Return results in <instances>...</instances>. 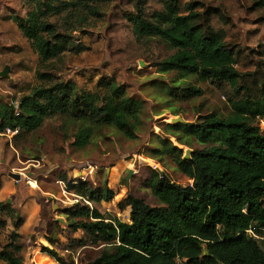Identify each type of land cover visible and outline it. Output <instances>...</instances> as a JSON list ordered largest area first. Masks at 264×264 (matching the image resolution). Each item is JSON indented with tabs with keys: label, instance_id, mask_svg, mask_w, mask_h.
Listing matches in <instances>:
<instances>
[{
	"label": "trees",
	"instance_id": "16d2710c",
	"mask_svg": "<svg viewBox=\"0 0 264 264\" xmlns=\"http://www.w3.org/2000/svg\"><path fill=\"white\" fill-rule=\"evenodd\" d=\"M23 1L31 10L14 21L41 63L67 51L72 34L87 26L91 18L100 17L101 6L108 2ZM253 2L264 8V0ZM145 4L146 0H136L129 21L137 40L157 39L174 51L158 64L160 73L225 83L240 98L230 100L227 115L212 112L200 116L195 124L164 125L179 145L189 147L185 140L189 139L203 146L192 149L190 159H185L183 150L169 140L159 139L158 147L147 150L154 158L169 157L192 181L190 185H178L151 170L148 187L159 206L151 207L130 195L125 202L130 223H125L117 218L113 222L91 221V211L76 204L64 211L68 228L72 233L81 231L92 244L105 246L86 264H264V133L256 124L264 122V75L258 95L252 96L241 84L237 52L226 42L225 31H216L211 25V16L221 14L217 9L194 4L182 14L179 0H163V10L147 19ZM54 17H59L60 23L51 22ZM187 91L199 94L193 89ZM141 112L142 103L128 98L124 87L116 82H107L97 93L79 92L72 84L59 82L34 87L17 107L0 106V133L18 130L13 138L17 140L36 132L46 119L62 116L76 128L77 147L88 145L104 129L135 140ZM59 181L65 190L90 199L101 197L109 202L114 197L106 184H73L75 181L66 175ZM2 208L0 203V211ZM8 215L15 219L11 237L17 240L23 220L11 211ZM46 241L52 246L56 243L50 236ZM0 247V262L24 264L16 255L19 246L0 243ZM41 253L58 264H69L54 249L42 247Z\"/></svg>",
	"mask_w": 264,
	"mask_h": 264
},
{
	"label": "rangeland",
	"instance_id": "374dc122",
	"mask_svg": "<svg viewBox=\"0 0 264 264\" xmlns=\"http://www.w3.org/2000/svg\"><path fill=\"white\" fill-rule=\"evenodd\" d=\"M135 3L136 0H108L100 8V17L91 18L87 26L72 34V45L67 51L41 63L14 21L15 17H25L30 5L23 0H0V74L7 68V76H0V106L17 105L34 87L59 82L72 84L79 92L97 93L113 81L124 87L128 98L142 103L135 140L126 139L114 129H104L88 145L77 147L76 128L62 116L46 119L36 132L17 140L13 139L17 134L0 133V179L8 177L18 191L9 196V203H2L0 243L19 246L16 255L22 257L24 264H58L41 254V242L49 236L56 242L53 249L65 263L86 264L97 258L105 246L92 244L81 231L72 233L68 228L64 211L74 206L72 201L89 202L93 208L90 220L97 218L104 222L127 220L125 202L130 195L143 199L151 207L159 206L148 187L151 170L159 169L181 186L192 181L178 171L169 157L154 158L147 150L158 147L159 139L169 140L184 154L203 148L189 139L185 140L191 148L179 145L164 125L172 124L177 117L184 124H195L200 116L212 112L227 115L230 100L240 98L225 83L202 81L198 76L179 79L175 73H160L158 64L174 51L157 39L137 40L129 21V16L135 13ZM194 4L221 13L211 16V25L216 31H225L226 42L237 52L236 68L242 75L241 84L249 88L252 96L258 95L264 75V8L255 6L253 0H179L181 13L186 14V7ZM162 10L163 0H146L147 19ZM58 18H52L51 22L60 23ZM189 89L199 94H189ZM256 124L264 133V122ZM35 156L40 159L34 160ZM89 172L92 173L87 181L94 186L106 184L113 191L112 201L101 197L90 199L75 192L67 196L57 184L62 175L73 181L79 173ZM9 173L19 174L22 179L15 182ZM29 188L41 194L51 191L54 196L44 194L50 200L41 199L45 206L43 224L36 233L22 231L21 224L17 229L19 238L12 241L15 219L10 218L8 211L21 214L23 201L30 197ZM53 224L56 227L51 234L49 225Z\"/></svg>",
	"mask_w": 264,
	"mask_h": 264
},
{
	"label": "crops",
	"instance_id": "0c3cea01",
	"mask_svg": "<svg viewBox=\"0 0 264 264\" xmlns=\"http://www.w3.org/2000/svg\"><path fill=\"white\" fill-rule=\"evenodd\" d=\"M96 176V175H95ZM68 180L70 178L67 177ZM57 184L60 185V188L62 189L63 193H66L65 195L67 196H72L74 192L68 193L66 192L65 189V184L62 181H57ZM31 188L27 191L30 197H27L25 201H23L21 205V214L20 217L23 219L22 223V231L29 232L30 235H33L36 233V231L42 226L43 220H42V214H43V209H45V206L42 205L41 199H44V194H49L54 196V194L51 193V191L47 193H39V192H30ZM17 189L15 188L14 184L10 183V180L5 177L0 179V203L3 202H8L10 201L9 196L13 197L17 193ZM47 200L50 199V197H45ZM47 207V206H46ZM126 214L127 220H124L123 222L125 223H130L129 220V208L126 207ZM58 220H62L61 217H58ZM61 222V221H60ZM54 225V226H53ZM49 225V233L52 234V229L53 227L55 228L56 225ZM47 238V237H46ZM46 238L41 242V247H48L53 249L54 245H50L47 241ZM46 243V244H45ZM42 254V253H41ZM45 255V254H44Z\"/></svg>",
	"mask_w": 264,
	"mask_h": 264
},
{
	"label": "water",
	"instance_id": "95a60500",
	"mask_svg": "<svg viewBox=\"0 0 264 264\" xmlns=\"http://www.w3.org/2000/svg\"><path fill=\"white\" fill-rule=\"evenodd\" d=\"M0 76L1 77L7 76V68H5V70L0 74ZM172 124H184V121L181 117H177V118L172 120ZM190 155H191V151L187 150L184 154V158L188 160V159H190ZM155 171L161 175L163 174L162 171H160L159 169H155ZM8 176L10 178H12L15 182H19L22 179V176L19 174L9 173ZM129 176H130V173L128 174L126 180L128 179ZM7 203H9V201ZM60 221H62V220H60Z\"/></svg>",
	"mask_w": 264,
	"mask_h": 264
},
{
	"label": "built area",
	"instance_id": "2783aa9c",
	"mask_svg": "<svg viewBox=\"0 0 264 264\" xmlns=\"http://www.w3.org/2000/svg\"><path fill=\"white\" fill-rule=\"evenodd\" d=\"M16 107H17V105H15ZM6 132L8 133V134H11V135H15V134H17L18 133V130H14V131H11V130H6ZM91 173L92 172H89L87 175H82V173H79V176L77 175V176H75L74 177V180L75 179H79V181H75V182H73V184H78L79 182H84V183H87V182H89V181H87V176L88 175H91ZM74 196H76V195H74ZM81 200L83 199V198H80ZM72 202H74L75 204H73V205H76V204H82L83 206H85V207H87L90 211H93V208H92V205L89 203V202H87V201H83V203L82 202H79L78 200H74V201H72ZM92 213V212H91Z\"/></svg>",
	"mask_w": 264,
	"mask_h": 264
}]
</instances>
